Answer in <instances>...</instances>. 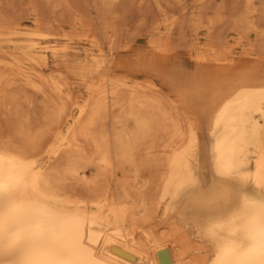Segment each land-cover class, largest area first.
<instances>
[{
  "label": "bare ground",
  "instance_id": "obj_1",
  "mask_svg": "<svg viewBox=\"0 0 264 264\" xmlns=\"http://www.w3.org/2000/svg\"><path fill=\"white\" fill-rule=\"evenodd\" d=\"M14 1L0 0V264H264V0L229 16L227 0L180 16V0H29L31 27ZM135 8L156 14L150 49L118 60ZM65 25L91 62L50 46ZM175 40L194 70L172 62Z\"/></svg>",
  "mask_w": 264,
  "mask_h": 264
},
{
  "label": "rangeland",
  "instance_id": "obj_2",
  "mask_svg": "<svg viewBox=\"0 0 264 264\" xmlns=\"http://www.w3.org/2000/svg\"><path fill=\"white\" fill-rule=\"evenodd\" d=\"M20 1H22V3L20 2ZM40 1V6H44L45 8V10L46 9H48V7H46L45 6V4H43L42 3V1H44L45 2V0H39ZM174 1V0H173ZM185 1V2H184ZM180 0V3L178 4V2L177 1H175L174 2V4L173 5H171V6H169V7H171V9L170 8H168V10L170 11L169 13H171L172 11L173 12H175L178 16H180L179 14V12L181 11V8L183 7V5H184V7L186 6L187 7V9H185L186 11L188 10H191V9H195L196 7H195V5L197 6L198 5V3L199 2H196L197 0ZM14 2H16L15 4H16V7L18 8L17 9V12H18V10H19V12H20V9H21V7L22 8H26V10L27 11H24V9L22 10L23 12H25L24 13V15L22 16V18L25 16H29V15H26V12H27V14H28V9L30 8V2H29V0H15ZM27 4V5H26ZM28 4H29V6H28ZM43 4V5H42ZM182 4V5H181ZM232 4H235L234 3V0H227V9H226V11H225V13H226V15L227 16H229L230 15V13L232 12V10L230 9L231 7H232ZM242 4V3H241ZM259 2H257V5H256V7H258V8H261V6H259ZM24 5H26V6H24ZM40 6H39V8H40ZM175 6V7H174ZM177 6V7H176ZM28 7V8H27ZM189 8V9H188ZM243 8V7H242ZM43 9V7H42V11L44 10ZM45 10H44V12H45ZM49 10V9H48ZM175 10V11H174ZM22 11H21V15H22ZM41 12V11H40ZM46 12H49V11H47L46 10ZM44 13L45 14V16L46 15H48L47 13ZM133 12H136V13H133ZM210 14H212V12L211 11H208ZM44 14H43V16H44ZM138 14V15H137ZM150 14V15H149ZM139 15H141L142 16V14H140L137 10H136V8L135 9H133L131 12H130V14H129V17H130V21H129V17H127V19H128V21H127V23H128V26L127 27H125L126 29H128L129 28V30H130V28L132 27V29L129 31V32H127V33H129V34H127V33H125V37H127L128 35V39L130 40H128V41H126L127 40V38H125L124 39V41L123 42H130L131 43V45H132V51L130 50V51H128V52H123V53H121V54H119L118 55V60H129V59H135L136 57H140V56H145L146 54H147V52L149 51L148 49H150V46H149V43H148V37H147V33H145L146 32V29H147V27H148V25H150V23L152 22V20L156 17V14H155V12L153 11V10H151L148 14H147V16H144L143 15V17H147V19H146V22H147V24H146V22H144L143 20H144V18L142 17V18H140L141 16H139ZM155 17H154V16ZM91 16V17H90ZM24 17V18H25ZM86 17H87V21H91V20H93L92 22H94L93 24H96V20H95V15H94V13H93V15H92V13H90L88 16L86 15ZM86 17H84L83 18V20H86ZM23 18V19H24ZM90 18V19H89ZM139 18V19H138ZM22 19V23L23 24H25V25H28V27H31L32 26V19L30 18V16L29 17H26L24 20ZM137 21H136V20ZM155 19H157V17L155 18ZM139 20H140V22H139ZM142 21L144 22V24L142 23ZM130 22V23H129ZM132 22L134 23V24H132ZM132 24V25H131ZM138 24H142V25H140V26H142V27H138ZM144 25V26H143ZM147 25V26H146ZM66 27L64 28V29H61L60 30V32L61 31H63V33L61 32V33H57V30L55 29L54 30V32H53V30H52V32L53 33H55L56 32V34L58 35H56L57 36V38L56 39H52L51 40V42H50V46H54V47H57L60 51L61 50H63V49H66V50H64L65 51V53H66V56H65V63H67L69 66H71V67H73V68H78V67H81V66H83V65H85V64H87L88 62H91V52L89 51V46L87 45V42H86V40L84 39V37H81V36H78L77 34H78V32H80V30H78V31H73V29L71 28V27H69L68 25H65ZM140 28V29H139ZM58 31H59V29H58ZM67 31H69L70 33H68ZM74 32H77V33H74ZM227 32L228 33H231V31L230 30H227ZM65 34H67V35H65ZM67 36V37H66ZM65 38H67V39H65ZM82 38V39H81ZM84 39V40H83ZM252 40H254V37H252L251 38ZM177 42L178 41H174V45H172V47L174 48L175 47V52H176V57L173 59V61L172 62H174V63H176V64H179V65H181V66H183V67H185L187 70H189V71H191V70H194L195 69V62H194V60L190 57V55H189V53H188V49H189V47H187L188 45H184L185 43H184V41H180V42H178L179 44H177ZM184 43V44H183ZM177 44V46L178 47H180V48H178V47H176L175 45ZM67 47H66V46ZM187 47V48H186ZM182 48H186V49H182ZM178 51V52H177ZM125 53V54H124ZM146 53V54H145ZM120 58V59H119ZM146 58H147V60H150V58L148 57V56H146ZM67 59V60H66ZM172 62H162V61H160V62H158L162 67H167V66H169ZM76 66V67H75ZM241 69H244V68H241ZM146 76H150V74L149 73H147L146 74ZM159 83H160V85H162L165 89H166V92L169 94V95H171V96H174L175 95V89L173 88V87H171L170 85H169V83H168V81H165V80H157ZM165 83V84H164ZM168 83V84H167ZM168 86V87H167ZM172 91V92H171ZM196 112L199 114L200 113V109H196ZM202 138H203V143H204V149L205 150H207V149H210V140H209V137L207 136V133H206V131H203L202 132Z\"/></svg>",
  "mask_w": 264,
  "mask_h": 264
}]
</instances>
